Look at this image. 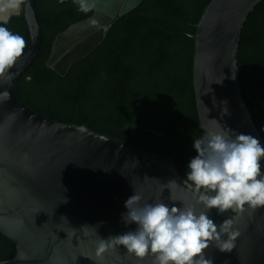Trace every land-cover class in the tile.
<instances>
[{"label":"water","instance_id":"water-1","mask_svg":"<svg viewBox=\"0 0 264 264\" xmlns=\"http://www.w3.org/2000/svg\"><path fill=\"white\" fill-rule=\"evenodd\" d=\"M142 1L96 0L90 19L56 37L47 66L65 75ZM261 1L211 0L196 34L179 33L196 42L193 76L204 133L217 130L219 123L264 146L241 90L238 58L245 22ZM28 3L21 13L30 47L11 69L10 86L0 81V92L10 93L9 100H0V232L16 245L14 259L0 264H152L150 255L137 258L119 245L97 254L100 238L135 230L134 223L122 219L126 200L136 192L141 204H189L197 213L206 209L196 203L177 168L175 146L167 155L153 153L87 124L47 117L21 99L19 85L42 46L38 0ZM261 166L264 170V160ZM209 216L217 224L234 217L239 232L230 252L219 251L214 243L205 250L213 264H264V207L223 214L212 209Z\"/></svg>","mask_w":264,"mask_h":264},{"label":"trees","instance_id":"trees-1","mask_svg":"<svg viewBox=\"0 0 264 264\" xmlns=\"http://www.w3.org/2000/svg\"><path fill=\"white\" fill-rule=\"evenodd\" d=\"M210 1L144 0L114 25L96 50L61 76L47 66L54 40L93 11H78L74 0H39L43 42L21 80V99L50 118L87 124L153 153L167 155L175 146L177 168L186 176L197 155L193 141L204 135L193 79L195 40L188 34L196 33ZM5 26L25 38L27 51L24 15L13 16ZM239 64L246 102L264 137V0L245 22ZM15 254L14 242L0 232V261Z\"/></svg>","mask_w":264,"mask_h":264},{"label":"clouds","instance_id":"clouds-1","mask_svg":"<svg viewBox=\"0 0 264 264\" xmlns=\"http://www.w3.org/2000/svg\"><path fill=\"white\" fill-rule=\"evenodd\" d=\"M59 2L62 4L64 0H59ZM143 2L144 0L141 4ZM74 3L78 5V11L83 13L93 11V14L72 24L81 23L95 14L96 0H74ZM24 7H30L28 0H0V81L8 83L9 86L14 78L11 69L26 52H24L26 41L22 35L12 32L5 25L13 16L24 15L21 13ZM91 23L95 24L96 21L92 20ZM69 71L65 75L59 74L66 76ZM9 99L10 93L7 90L0 92V100L7 101ZM224 114H226V110ZM193 148L197 155L188 164L189 171L186 174L185 183L193 191L196 203L202 205L206 211L197 213L195 206L189 204L180 207L169 206L164 202L141 204L142 196L134 192L125 202L127 212L122 214V219L126 225L134 223L135 230L109 236L107 239L100 238L97 242L98 255L119 245L137 258H145L150 255L153 258L152 264H213V259L206 257L205 254V250L210 245L214 243L221 252H230L235 247L234 242L239 235V232L234 228L235 218H226L222 223L217 224L210 218L209 212L216 209L217 214H223L231 209L243 213L245 206L251 209L264 207V170L261 166V161L264 160V146L252 135L235 134L231 129L218 123L217 130L205 131L203 136L194 139Z\"/></svg>","mask_w":264,"mask_h":264}]
</instances>
